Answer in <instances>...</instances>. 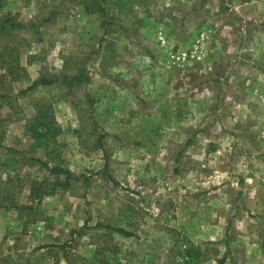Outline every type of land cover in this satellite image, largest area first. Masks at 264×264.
Listing matches in <instances>:
<instances>
[{
  "label": "rangeland",
  "instance_id": "1",
  "mask_svg": "<svg viewBox=\"0 0 264 264\" xmlns=\"http://www.w3.org/2000/svg\"><path fill=\"white\" fill-rule=\"evenodd\" d=\"M204 7L0 0V264H264V23Z\"/></svg>",
  "mask_w": 264,
  "mask_h": 264
},
{
  "label": "crops",
  "instance_id": "2",
  "mask_svg": "<svg viewBox=\"0 0 264 264\" xmlns=\"http://www.w3.org/2000/svg\"><path fill=\"white\" fill-rule=\"evenodd\" d=\"M193 1H200V4L204 5L205 6L204 8H206V14L209 15H212L213 14L212 12H215V10L218 9L215 8V6L220 4L222 11L219 10V12H221L224 21L229 19V16L231 14L230 11H234L235 13H238L240 15L238 17L239 18L242 17L240 18V20L243 22H246L247 20H251L252 15L250 16L248 11L253 9L256 14L255 21L260 24L264 23V0H193ZM210 7H212V9ZM197 8H199V6L197 4L194 5L192 9H190L191 13L194 14L195 12L194 9ZM222 12H224V14ZM245 27L246 25L242 27V30L244 32H246ZM256 29L258 30L257 34L259 35V37L260 35L264 36V24L260 25Z\"/></svg>",
  "mask_w": 264,
  "mask_h": 264
},
{
  "label": "trees",
  "instance_id": "3",
  "mask_svg": "<svg viewBox=\"0 0 264 264\" xmlns=\"http://www.w3.org/2000/svg\"><path fill=\"white\" fill-rule=\"evenodd\" d=\"M87 9H89V5L87 4L86 6ZM54 80L52 79H46V78H40L37 79L33 82L32 85L29 86V90L36 88L39 85H47V84H51L53 83ZM54 125V126H53ZM52 129L58 130L60 131L59 126H56V122L54 121V119L49 116L48 114H46V110H41V112L39 113V115H36L35 118L33 119V122L29 125L28 130L30 131V134L35 138L36 142L39 145H47L49 143V139H50V134ZM36 161L39 163H44V165H47L43 160L37 159ZM53 172H57V173H67L69 174V176L71 175V172L69 170H64L62 168H58V167H52L50 168ZM69 181L65 182V185H68ZM64 185V184H62ZM49 192H42V194H48ZM115 230L123 233L125 236H130L131 234L123 229V228H115ZM225 261V258H222L219 263H223Z\"/></svg>",
  "mask_w": 264,
  "mask_h": 264
},
{
  "label": "built area",
  "instance_id": "4",
  "mask_svg": "<svg viewBox=\"0 0 264 264\" xmlns=\"http://www.w3.org/2000/svg\"><path fill=\"white\" fill-rule=\"evenodd\" d=\"M164 40H162V42H163ZM165 42V41H164Z\"/></svg>",
  "mask_w": 264,
  "mask_h": 264
}]
</instances>
